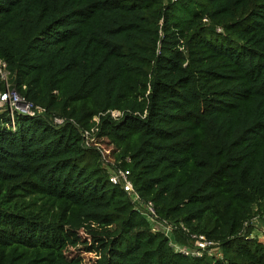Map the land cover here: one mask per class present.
<instances>
[{
  "label": "trees",
  "instance_id": "obj_1",
  "mask_svg": "<svg viewBox=\"0 0 264 264\" xmlns=\"http://www.w3.org/2000/svg\"><path fill=\"white\" fill-rule=\"evenodd\" d=\"M0 60L43 108L0 106V264H264V0H0Z\"/></svg>",
  "mask_w": 264,
  "mask_h": 264
},
{
  "label": "built area",
  "instance_id": "obj_2",
  "mask_svg": "<svg viewBox=\"0 0 264 264\" xmlns=\"http://www.w3.org/2000/svg\"><path fill=\"white\" fill-rule=\"evenodd\" d=\"M174 2L176 0H170ZM9 71L6 68V63L3 60H0V81L3 83L4 88L0 90V106L6 105L10 115L9 124L14 126V112L21 114L33 115L36 112H41L43 108L39 105L34 104L30 100L26 99L25 96L20 94L15 87H11L8 81ZM113 117L120 115L121 113L117 110L110 111ZM97 119V118H95ZM55 122L60 123L62 119L59 117H55ZM96 131V127H92L89 130H84L82 132L83 139L88 142V140L94 138V134ZM90 135V138L88 136ZM108 167V180L113 184H118L123 190L126 192L131 202L137 206L138 211L145 217V219L149 222L150 228L152 231L161 232L165 237L168 238L169 244H171L175 251H180L184 254H189L193 256H197L202 254L203 252L211 253L214 247L212 246L213 242L208 241L204 238V236L199 235L197 239L194 241L192 245H182L179 244L174 238V226L163 219H159L155 207L152 201L147 200L143 201L141 196L134 189L131 180L129 179V171L121 168H113L111 165H106ZM255 216L251 219V225L256 228V224L254 220H256ZM261 219L264 221V214H262ZM253 229L250 234L253 236ZM194 236V235H193Z\"/></svg>",
  "mask_w": 264,
  "mask_h": 264
},
{
  "label": "rangeland",
  "instance_id": "obj_3",
  "mask_svg": "<svg viewBox=\"0 0 264 264\" xmlns=\"http://www.w3.org/2000/svg\"><path fill=\"white\" fill-rule=\"evenodd\" d=\"M89 138H90V135L88 136L87 139ZM93 139H90V140H93ZM254 223L256 224V228L253 226V224L251 225V231L255 229L252 235L253 236L255 235L256 237H258V239L264 242V221L261 219V217H256V220H254ZM83 240H84L83 242H80L77 246L71 248L69 250V253L74 254V255H78V254L81 255L83 257V260L86 262L93 257V253H89L85 250V246L86 244H89V242L87 241L86 238H83ZM210 252L211 253L209 254L214 255V256H218L220 253L218 248H214Z\"/></svg>",
  "mask_w": 264,
  "mask_h": 264
}]
</instances>
